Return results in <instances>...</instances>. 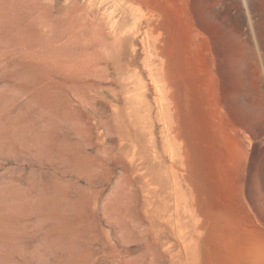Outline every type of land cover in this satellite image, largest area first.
Masks as SVG:
<instances>
[{
    "label": "rangeland",
    "instance_id": "1",
    "mask_svg": "<svg viewBox=\"0 0 264 264\" xmlns=\"http://www.w3.org/2000/svg\"><path fill=\"white\" fill-rule=\"evenodd\" d=\"M0 264H264V0H0Z\"/></svg>",
    "mask_w": 264,
    "mask_h": 264
},
{
    "label": "bare ground",
    "instance_id": "2",
    "mask_svg": "<svg viewBox=\"0 0 264 264\" xmlns=\"http://www.w3.org/2000/svg\"><path fill=\"white\" fill-rule=\"evenodd\" d=\"M116 24V23H115ZM114 24V25H115ZM118 27V26H117ZM116 28V27H115ZM133 35V34H132ZM112 36H114L113 38V42H111L112 44L110 45L111 47V49H109L110 50V54H109V56H108V58H106V61L105 62H111L112 64H114L116 67H115V69H122V71H124V69L126 68V66H128L129 65V61L127 60V63H125V62H123L124 60H125V58H126V56H125V54L127 53V49H126V44L128 45V42H129V40L131 39V42H132V36L131 37H127V36H130V33L129 34H127V36L125 37V39H122L121 38V36H118L117 35V33H116V31L115 32H113V35ZM96 37V36H95ZM126 38L128 39V40H126ZM130 38V39H129ZM98 40V39H97ZM96 41V40H95ZM125 42H127V43H125ZM129 44H130V42H129ZM109 45V44H108ZM95 46V45H94ZM123 48L126 50H123ZM99 53V52H98ZM133 53V52H132ZM108 55V54H107ZM94 57V56H93ZM103 58V57H102ZM128 58V57H127ZM105 60V59H104ZM103 60V61H104ZM108 60V61H107ZM104 62V63H105ZM94 63V62H93ZM102 63V62H101ZM131 64V63H130ZM110 66H111V64H110ZM90 67H91V64H90ZM108 67H109V65H108ZM86 68L88 69L89 68V66L87 67L86 66ZM107 68V67H106ZM67 70V69H66ZM107 70H108V68H107ZM96 73V72H95ZM102 77V76H101ZM98 84H99V82H98ZM100 85V84H99ZM99 85H97L96 84V88H95V90L96 91H98L99 92ZM94 89V88H93ZM93 89H92V91H93ZM101 90V89H100ZM96 91H94V93L96 92ZM101 92V91H100ZM90 93V92H89ZM97 93V92H96ZM95 93V94H96ZM80 94V93H79ZM88 96V95H87ZM96 97V96H95ZM83 100V99H82ZM94 100V97H87L86 98V100H85V102L87 103V105L88 104H92V101ZM79 102V101H78ZM93 103L95 104V102L93 101ZM90 106H92V105H90ZM91 108V107H90ZM92 109V108H91ZM94 110V109H93Z\"/></svg>",
    "mask_w": 264,
    "mask_h": 264
}]
</instances>
